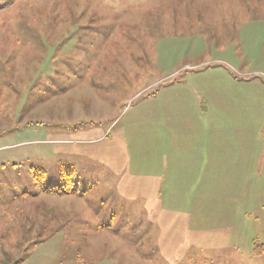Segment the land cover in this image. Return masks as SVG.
Segmentation results:
<instances>
[{
    "label": "rangeland",
    "instance_id": "obj_1",
    "mask_svg": "<svg viewBox=\"0 0 264 264\" xmlns=\"http://www.w3.org/2000/svg\"><path fill=\"white\" fill-rule=\"evenodd\" d=\"M0 264H264V0H0Z\"/></svg>",
    "mask_w": 264,
    "mask_h": 264
},
{
    "label": "trees",
    "instance_id": "obj_2",
    "mask_svg": "<svg viewBox=\"0 0 264 264\" xmlns=\"http://www.w3.org/2000/svg\"><path fill=\"white\" fill-rule=\"evenodd\" d=\"M35 173H38L39 170H34ZM67 183H64L61 186H49V187H44V190L51 193V194H56V195H62V194H69V193H75L76 189L74 188L73 185H71V181L68 179Z\"/></svg>",
    "mask_w": 264,
    "mask_h": 264
},
{
    "label": "crops",
    "instance_id": "obj_3",
    "mask_svg": "<svg viewBox=\"0 0 264 264\" xmlns=\"http://www.w3.org/2000/svg\"><path fill=\"white\" fill-rule=\"evenodd\" d=\"M250 97H251V96H249L248 98H250ZM247 100H249V99H247ZM220 102H221V101H220ZM225 103H226L227 105L232 106V104L229 102L228 99H226ZM204 135H205V133H204ZM204 138H206L207 145H206L205 147H207V150H208V149H209V146H210V144H211L210 135H205ZM230 149H232V148H230ZM251 153H252V152H251ZM253 154H255V153H253Z\"/></svg>",
    "mask_w": 264,
    "mask_h": 264
}]
</instances>
